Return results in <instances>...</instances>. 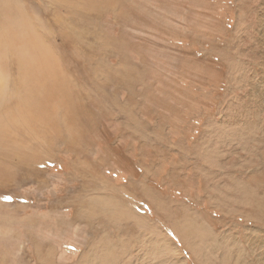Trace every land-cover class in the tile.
Masks as SVG:
<instances>
[{
    "label": "rangeland",
    "instance_id": "obj_1",
    "mask_svg": "<svg viewBox=\"0 0 264 264\" xmlns=\"http://www.w3.org/2000/svg\"><path fill=\"white\" fill-rule=\"evenodd\" d=\"M20 1L0 35L15 18L45 35L79 121L73 142L34 138L27 161L4 126L0 264H257L246 241L264 225L245 202L264 196V0ZM17 67L0 61L15 89Z\"/></svg>",
    "mask_w": 264,
    "mask_h": 264
},
{
    "label": "bare ground",
    "instance_id": "obj_2",
    "mask_svg": "<svg viewBox=\"0 0 264 264\" xmlns=\"http://www.w3.org/2000/svg\"><path fill=\"white\" fill-rule=\"evenodd\" d=\"M75 1L80 3L73 6L77 10L80 9L79 6L81 5L83 11H100L105 4L104 2L108 3L111 0H98V2H95V0H93V2L90 0ZM14 5L21 6V1L0 0V14H8V11H11ZM53 5H55V3H53ZM73 10L74 13H77L74 8ZM25 11L26 10L23 11L21 8V15L25 16ZM83 11H81L79 16L81 19L86 20L89 15L87 16ZM23 19L24 18H15V21H13L14 23L11 22V28H6L7 30L0 35V61L7 56L8 52L10 54L13 53L18 60V85L14 86L17 87V89L6 84L4 79L0 80V106L4 105L3 108L0 109V114H2L1 111H3L9 116L6 117L3 125L0 122V137L4 138V126L6 124L8 126L10 125L9 130L13 131L14 136L6 140L7 144L12 146L13 156L21 161H27L32 158V152L35 150L34 138H38V140L43 143L41 144L42 148L49 144L47 138L50 136L45 137V133H57L59 135L63 132L66 141H68V137L71 142L76 140L75 134L78 131L77 121L79 120L76 115V102L74 101V96L76 95L73 89L74 84H72L71 80L65 75L56 72V68L53 66L55 65V58L45 41V35L39 34L38 31H31V26H26L29 19H26L27 21H23ZM28 24L31 25V22H28ZM262 32H264V23ZM92 70L93 75L97 76V70L94 68ZM260 83H264V74L261 77ZM14 97L15 104H8ZM74 130L76 131L75 133ZM67 134L68 137L66 136ZM1 146L2 144L0 142V147ZM10 162H12V160ZM260 179L263 182L262 184H264V175H262ZM259 189L264 191V185L260 186ZM246 193H248L247 189ZM252 198L253 200L248 198L245 202L247 205L251 204V207H248L251 213H249V215L247 214L246 217L252 219L255 224L262 223L264 225V196L260 198L253 196ZM243 201H245V199H243ZM263 239L264 238L260 239L255 236L249 237L246 241L248 254H254L256 250H260L259 256L261 257L257 260V264H264ZM228 260H226V262ZM245 263L242 262L241 264Z\"/></svg>",
    "mask_w": 264,
    "mask_h": 264
}]
</instances>
